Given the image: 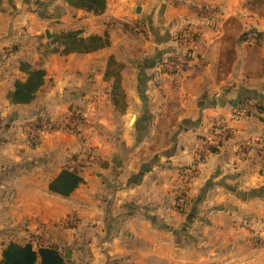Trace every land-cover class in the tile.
Listing matches in <instances>:
<instances>
[{
    "label": "crops",
    "instance_id": "1",
    "mask_svg": "<svg viewBox=\"0 0 264 264\" xmlns=\"http://www.w3.org/2000/svg\"><path fill=\"white\" fill-rule=\"evenodd\" d=\"M43 1L0 0V264L35 236L76 264H264V116L231 118L241 100L264 106V6L107 0L96 14ZM91 36L101 44L80 46ZM23 62L45 84L13 104ZM41 112L53 128L32 146L18 124ZM91 149L84 182L51 191Z\"/></svg>",
    "mask_w": 264,
    "mask_h": 264
},
{
    "label": "trees",
    "instance_id": "2",
    "mask_svg": "<svg viewBox=\"0 0 264 264\" xmlns=\"http://www.w3.org/2000/svg\"><path fill=\"white\" fill-rule=\"evenodd\" d=\"M30 2L41 5L44 3L43 0H29ZM71 5L76 7L85 8L89 11H93L96 14H101L105 12L107 8V0H66ZM255 8H262L264 6V0H251ZM254 30H249L246 32V37L253 33ZM68 39H70V44L75 45L78 43V33L67 34ZM102 38L99 36H91L85 39L87 42L85 45H80L85 49H92L93 46L101 44ZM82 44V42L80 43ZM92 44L91 46H89ZM64 53V51H63ZM168 60L161 62V70L169 71L170 66L167 65ZM23 69L28 73V79L26 81H16L14 90L9 94V99L13 104H29L35 98L37 92L45 84L46 72L40 68H31L27 63L23 62ZM249 98L248 100H250ZM241 100V102L248 101ZM240 102V103H241ZM44 118L41 121L47 120V115L41 112ZM13 120V119H11ZM13 124V123H12ZM43 123L35 127L26 129L25 132L31 145L35 146L39 142V138L42 133H45V129L42 126ZM80 128V125H76L74 129ZM84 145V143L82 144ZM83 149V147L81 148ZM92 149L90 150L87 157H85L80 163V166L74 168L64 169L63 172L51 183L50 190L64 195L69 196L73 193L76 188L84 182L81 173L84 172V166L88 163L91 164L93 161L91 159ZM78 156V155H77ZM180 197V196H179ZM78 228V222L75 226ZM35 245L32 241L27 243L13 242L7 245L3 250V259L1 264H76L72 257V253L69 251H62L59 247L54 244L48 245H38V250H35ZM81 264V263H77Z\"/></svg>",
    "mask_w": 264,
    "mask_h": 264
},
{
    "label": "built area",
    "instance_id": "3",
    "mask_svg": "<svg viewBox=\"0 0 264 264\" xmlns=\"http://www.w3.org/2000/svg\"><path fill=\"white\" fill-rule=\"evenodd\" d=\"M259 115H264V106L259 103V102H255V101H244L239 103L234 110L231 113V118L235 121H239L241 119H244L246 117H250V116H259ZM74 118L76 116H73ZM77 118V117H76ZM29 123V122H28ZM33 124L36 123V121H32ZM41 122L39 121V124ZM43 128L45 130H49L51 128H53V123L50 119H47L43 124H42ZM198 161H200L201 159H197ZM76 162V161H75ZM183 192V196L181 197L178 206L181 208H187L189 205V196L188 194V190H184ZM76 219L74 218H67L64 220V225L67 228H74L75 224H76ZM34 239H36V236L34 238L31 237V240L29 241H34ZM28 242V241H27ZM39 242V240H38ZM34 244V243H33Z\"/></svg>",
    "mask_w": 264,
    "mask_h": 264
},
{
    "label": "rangeland",
    "instance_id": "4",
    "mask_svg": "<svg viewBox=\"0 0 264 264\" xmlns=\"http://www.w3.org/2000/svg\"><path fill=\"white\" fill-rule=\"evenodd\" d=\"M249 2H250V4H252V1L251 0H248ZM253 5V4H252ZM263 105V104H262ZM260 116V115H259ZM264 116V115H263ZM28 120H30V119H24V120H22V121H20L19 122V124H18V128H20V130H18V132H17V135L18 136H25V134L27 133V132H25L26 131V129H28V127L27 126H23V123L24 122H26V121H28ZM46 121V120H45ZM45 121H41L40 120V122L41 123H44ZM12 123H14V121L13 120H11V119H8V124L10 125V126H12ZM40 142H41V139L39 140ZM82 142H84V140L82 141ZM39 143V142H38ZM33 146V145H32ZM74 219H76V221L75 222H77V218H74ZM29 223V222H28ZM27 222H24L23 223V225H25V226H29V224H28ZM75 228V227H74Z\"/></svg>",
    "mask_w": 264,
    "mask_h": 264
},
{
    "label": "water",
    "instance_id": "5",
    "mask_svg": "<svg viewBox=\"0 0 264 264\" xmlns=\"http://www.w3.org/2000/svg\"><path fill=\"white\" fill-rule=\"evenodd\" d=\"M140 10H141V6H138V7H137V12L139 13ZM48 36H49V35H48Z\"/></svg>",
    "mask_w": 264,
    "mask_h": 264
}]
</instances>
